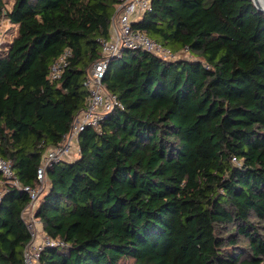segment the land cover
Instances as JSON below:
<instances>
[{
	"label": "trees",
	"instance_id": "16d2710c",
	"mask_svg": "<svg viewBox=\"0 0 264 264\" xmlns=\"http://www.w3.org/2000/svg\"><path fill=\"white\" fill-rule=\"evenodd\" d=\"M120 3L0 0L17 26L0 54V158L22 187H38L86 108ZM133 28L175 58L111 61L103 84L123 108L47 170L35 217L63 245L40 264H264V13L251 0H153ZM29 202L0 172V264H23Z\"/></svg>",
	"mask_w": 264,
	"mask_h": 264
},
{
	"label": "built area",
	"instance_id": "2783aa9c",
	"mask_svg": "<svg viewBox=\"0 0 264 264\" xmlns=\"http://www.w3.org/2000/svg\"><path fill=\"white\" fill-rule=\"evenodd\" d=\"M152 1L153 0H121L112 19L110 38L103 41L101 46V57L91 67L85 83L90 92L87 106L76 115L71 130L64 136L62 144L50 149L45 154L38 169V187H22L13 169V163L10 160L0 158V172L6 179V182L11 186L23 188L30 198L29 204L22 213L26 228L31 235V239L24 249L23 264H40L41 253L45 248L63 245L61 241L54 240L45 234L41 228V222L35 217V210L39 198L47 187V170L52 167L54 163L71 160L78 156L80 152V133L87 128L99 129L106 114L117 108H123L117 96L107 91L103 84L104 76L111 61L122 58L126 50H145L162 58H175V55H173L171 51L162 47L147 34L133 28V23L140 20L143 14L150 8ZM2 13L4 17V11ZM6 23L11 27L12 24L9 20L4 19L3 22L0 21V54H2L4 50H9L10 48V46L5 47L7 29H4V25ZM12 26L17 33V26ZM67 55L68 52L53 64L50 73L51 79L60 78L67 65Z\"/></svg>",
	"mask_w": 264,
	"mask_h": 264
},
{
	"label": "rangeland",
	"instance_id": "374dc122",
	"mask_svg": "<svg viewBox=\"0 0 264 264\" xmlns=\"http://www.w3.org/2000/svg\"><path fill=\"white\" fill-rule=\"evenodd\" d=\"M12 3H13V0H8V4H7V6L8 7H11V5H12ZM2 15V16H1ZM4 17H3V13L1 12L0 13V21L1 22H3L4 21ZM6 22V21H5ZM10 25L8 24V23H6L5 25H4V29H7V37H6V41H5V47L7 46V47H9L10 46V48H11V46H12V44H13V42H14V39L17 37V33H16V31H15V29L13 28V26H11V27H9ZM10 48H9V50H10ZM9 50H4V52H9ZM185 57L186 58H188V59H192V57L190 56V55H188V54H185Z\"/></svg>",
	"mask_w": 264,
	"mask_h": 264
},
{
	"label": "water",
	"instance_id": "95a60500",
	"mask_svg": "<svg viewBox=\"0 0 264 264\" xmlns=\"http://www.w3.org/2000/svg\"><path fill=\"white\" fill-rule=\"evenodd\" d=\"M254 6L261 12L264 13V6L262 4V0H251ZM129 52L128 50L124 51V53Z\"/></svg>",
	"mask_w": 264,
	"mask_h": 264
},
{
	"label": "bare ground",
	"instance_id": "6f19581e",
	"mask_svg": "<svg viewBox=\"0 0 264 264\" xmlns=\"http://www.w3.org/2000/svg\"><path fill=\"white\" fill-rule=\"evenodd\" d=\"M262 4H263V6H264V0H262Z\"/></svg>",
	"mask_w": 264,
	"mask_h": 264
},
{
	"label": "crops",
	"instance_id": "0c3cea01",
	"mask_svg": "<svg viewBox=\"0 0 264 264\" xmlns=\"http://www.w3.org/2000/svg\"><path fill=\"white\" fill-rule=\"evenodd\" d=\"M12 26V25H11ZM74 159V158H73Z\"/></svg>",
	"mask_w": 264,
	"mask_h": 264
}]
</instances>
